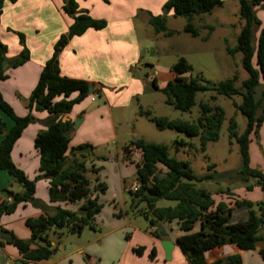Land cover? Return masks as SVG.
<instances>
[{"label": "trees", "instance_id": "obj_1", "mask_svg": "<svg viewBox=\"0 0 264 264\" xmlns=\"http://www.w3.org/2000/svg\"><path fill=\"white\" fill-rule=\"evenodd\" d=\"M6 1L16 3L18 0H0V16ZM108 1V0H105ZM264 0H239V19L241 31L234 48L227 46V53L231 56L241 53L242 66L248 73V78L241 87H237V77L223 81L217 86H203L195 79H187L184 75L191 72V67L182 58L174 66L176 78L160 89L156 79L151 83L153 90L161 92L165 97V104L175 110L188 112L196 104L199 92L215 91L217 95L228 98L239 96L240 104L234 103L237 111L247 118V127L243 133L237 131V123L230 119L228 133L231 141L239 145L241 167L236 175L247 182L255 179L256 184L247 186L249 192L259 187L262 200L251 202L248 200H234L229 205L247 210V219L232 222V209L224 202L216 203L211 193L198 190L194 182L214 181L213 174L197 176L188 161H179L171 156L166 145L147 143L144 140H133L123 148L124 157L132 163L133 152H140L141 161L136 165L139 187L130 191L132 208L137 209L140 203L147 204V211L142 213L151 228H157L159 223L177 222L179 230L190 232L199 223L200 229L188 233L177 239L179 248L187 258L189 264H208L205 254L215 248L226 245H236L243 251H254L260 242H264V173L251 167L250 145L252 136L256 135L264 123V27L256 15V8ZM223 5V0H168L163 8V14L151 16L149 24L156 33L173 35L167 31V15L172 13L175 18L211 13L216 7ZM63 12L73 19L66 34L61 35L54 46V52L43 67L39 81L32 91L28 101L29 114L18 116L11 105L0 92V110L13 122L11 129L0 120V170L6 171L13 180L21 185L20 194L5 190L10 201L0 204V222L4 215L14 214L19 205L30 203L45 213L38 218L25 221L32 231L33 237L26 241L18 238L9 230L0 225V244L15 247L23 258L22 264L30 262L48 261L55 254L57 248L48 240V235L54 232L61 237L63 232L71 235H81L85 229L97 230L95 219L101 213L102 205L98 197H93L94 191L104 193L106 187L99 179H95L96 186L87 176V154L92 153L94 147L90 144L70 148L71 136L74 131L72 122H63L62 117L70 114L75 105L99 92L94 84L87 81L63 77L60 71L59 56L61 51L74 37L83 36L88 30H104L108 26L106 20L94 19L89 11L82 10L76 0H63ZM260 31L256 47L253 45L255 30ZM184 31L193 37H199L200 31L190 22ZM23 50L14 59L7 58L8 48L0 40V82L9 79L8 69H16L30 60V52L26 47L25 36L18 34ZM262 86L260 96L258 88ZM93 87V92L90 88ZM77 94V97H71ZM215 101V97L211 98ZM46 111L49 114L46 120V129L38 133L34 147L40 155L39 175L30 180L24 171L19 169L12 159V152L17 141L36 118L34 112ZM200 117L196 122L169 120L156 117L150 111H140L146 115L160 130H175L185 133L189 137L200 139L201 149L206 151L207 144L219 139L220 130L225 119L224 110L211 103H200ZM179 151L185 144L175 143ZM215 166H210L213 170ZM97 174L98 169L94 168ZM39 180L49 181V197L51 202H68L76 204L84 201L77 212L56 207L52 213L48 206L36 199V185ZM221 195H235L231 190L220 192ZM177 202L174 208H157L158 201ZM156 237L160 234L154 233ZM142 256L144 247L134 249ZM264 261V249L260 251ZM156 258V249L149 255L150 260ZM212 264H243L240 255H232Z\"/></svg>", "mask_w": 264, "mask_h": 264}, {"label": "crops", "instance_id": "obj_2", "mask_svg": "<svg viewBox=\"0 0 264 264\" xmlns=\"http://www.w3.org/2000/svg\"><path fill=\"white\" fill-rule=\"evenodd\" d=\"M76 1L80 9L88 10L94 19L106 20L108 26L100 31L90 29L83 36L74 37L60 53V71L63 77L87 81L94 84L95 88L99 90L98 93L91 96V102L92 98L96 97V100L92 102V105H95L92 111L88 112L87 110L84 115H81L79 110L74 108L70 114L62 117V121L74 124L79 120H83L80 126L94 123L98 129L103 128V124H101L103 121L106 123L109 121L110 126L113 127V133H111L109 140H114V138L117 139L114 110L130 107L135 100L148 92L147 86L154 79L157 80L160 89L175 79L172 76L167 83H160L157 75L150 68H147V65L141 63L142 50L135 28V19L139 12L140 17H144V20L148 21L150 14L153 16L161 15V8L168 0H108V3H104V0ZM62 7L63 0H18L16 3L6 1L4 4L0 16V40L8 48L7 58L14 59L23 50L18 34L25 36L26 47L30 52V60L21 67L8 69L9 79L0 82V92L20 117L29 114L27 101L39 81L43 67L51 59L56 42L61 35L69 31L70 26L73 24V19L64 14ZM258 7L264 9V3ZM256 15L262 27H264V16L260 17L257 12ZM146 68L149 70L145 73V77H140V72ZM76 97L77 94H74L71 99ZM97 98L100 100L101 105L96 106ZM93 114H95V121H91L92 119L89 117ZM96 114H98V117ZM33 115L36 122L25 130L12 152L13 162L25 172L30 180H35L40 174V155L34 147V142L38 133L46 129V120L49 117L46 111L34 112ZM0 120L6 124L8 129L12 128L13 122L1 110ZM119 125L121 124L118 123ZM258 133L264 135V123ZM263 139L262 137V141ZM252 142L250 145L251 167L264 173V165H261L262 163L259 161H255L253 157ZM123 148L118 149L113 156L114 158H111L117 161L114 173L118 174L121 183L127 175L126 172L123 174V167L134 166L137 172L136 165L141 161V154L138 151L133 152L131 156L132 163L127 161L124 157ZM96 184L93 183V189ZM5 190L17 194L23 192L21 185L16 183L6 171L0 170V192H5ZM256 192L262 195L260 188L256 187L250 193ZM96 194L97 191H94L93 197H97ZM35 197L48 206L49 213H52L56 207L71 210L70 203L50 202L49 181L47 180L37 182ZM238 199L251 202L262 200L259 196L254 201L248 199L247 196ZM10 200L11 198L7 195L2 196L0 194V204ZM216 203L219 204V202ZM76 204V209H79L84 201ZM226 204L229 209L233 210L232 221L234 212L238 208L229 205V203ZM117 212L119 216H122L120 208L117 209ZM44 213L43 210L34 208L29 203L21 204L14 214L4 215L1 218L0 225L18 238L29 241L32 239L33 233L26 226L25 221L30 218H38ZM119 218H121L120 221L113 220L111 222L112 225L106 232L99 230L100 228L90 230L92 234L83 241L84 230L78 236V240H74L76 245L71 251L65 245H60V249L57 248L56 250L59 259L53 260L51 258L48 261L30 262L28 264H86L85 260L88 261L87 264H102L105 260L104 253L110 252L109 250L115 242H124L122 236L130 230L133 232L132 234L128 233V244L125 247V253L119 257L118 254L114 255L112 250L111 259L116 260V264L165 263V253L160 244L162 238L154 235L156 228L142 232L131 221L128 223L125 218ZM246 219L247 215L240 221ZM199 229L200 224L197 223L192 231L182 232L177 224V231L179 232L176 233L174 238L166 235L165 239L175 245L171 258L172 264L175 258L178 259V262L184 261L177 239L188 233L197 232ZM59 238L61 237L54 232L48 235V240L53 246L61 242ZM137 245L145 248L142 256L134 252ZM153 249H156L157 255L154 260H150L149 255ZM262 249H264V242H260L254 251H243L236 245H226L207 252L205 256L208 264L232 255H240L243 264H264L260 255ZM250 253H253V255L251 254L252 261L249 259L246 262V255L251 256ZM22 262L23 258L15 247L0 244V264H22Z\"/></svg>", "mask_w": 264, "mask_h": 264}, {"label": "rangeland", "instance_id": "obj_3", "mask_svg": "<svg viewBox=\"0 0 264 264\" xmlns=\"http://www.w3.org/2000/svg\"><path fill=\"white\" fill-rule=\"evenodd\" d=\"M105 2L108 3L109 1L104 0ZM163 8L164 6L161 8V15L163 14ZM256 12L260 17L264 16L263 7H257ZM140 16L139 12L135 19V28L142 50L141 63L147 65V68H150L157 75L160 83H167L172 76L176 78L173 68L182 58L186 59L191 67V72L188 76L184 75V77L195 79L203 86H217L219 83L233 79L236 76V85L237 87H241L242 83L247 80L248 73L242 66L243 55L237 53L231 56L227 53V46L234 48L237 45V38L241 31L239 0H224L223 5L216 7L211 13L194 15L191 19L186 17L175 18L168 14L166 27L167 31L173 33L171 36L155 32L148 22L149 18L153 16L152 14L148 16V21ZM189 22L200 31L199 37H193L184 31ZM259 35L260 31L256 29L253 36V45L255 47ZM262 88V86L258 88V96H260ZM147 90L148 92L138 100H135L130 107L114 110L117 139L109 140L111 133H113V127L110 126L109 121L108 123L105 121L101 123L103 124L102 129H98L96 124L94 125L93 123L91 125L80 126L74 129L72 133L70 148L86 144L94 147L93 152L87 154V176L93 183L98 178L99 182L103 183L106 187L104 193L97 192L96 194L98 203L102 205L101 213L95 219V226L97 225L96 227L100 228L99 230L103 232L108 231L113 220L120 221L121 218L119 217L125 218L128 223L131 221L142 232L152 229L142 214L147 211V204L140 203L137 209L131 206L132 197L130 191H135L140 185L137 180L135 167H123V174L126 172L127 175L126 179L121 183L118 174L114 173L117 161L111 159L114 158L113 156L118 149H122L133 140L141 139L147 143L166 145L171 156L179 161H188L197 176L201 177L213 174L216 177L214 181L194 182V184L196 189L211 193L216 202L231 204L235 199L246 196L253 201L258 196L262 199L261 193H250L245 189L247 186L255 185V179H249L245 182L240 176L236 175L241 167V155L237 142L231 141L229 138L228 127L229 121L232 118L236 120L237 131L240 134L247 127V118L234 107V103L240 104L242 102L241 97L236 96L230 99L217 95L212 90L199 92L196 96L195 106L188 112H182L166 105L164 95L159 91L153 90L151 84L147 86ZM91 96L75 105L74 108L78 109L81 115H84L87 110L89 112L95 108V105H92ZM212 97L216 98L215 101H212ZM200 103H211L219 106L225 113L219 139L216 142L208 143L205 152L201 149L199 138L189 137L185 133L175 130H160L146 115L140 113V111H150L156 117L192 123L196 122L200 117ZM99 104L101 105V102L98 99L96 106ZM96 116L98 117V114ZM89 117L92 119L91 121H95V114ZM118 123L121 125L118 126ZM262 137L264 138V135L260 133L257 136H253L252 153L255 161H259L262 163L261 165H264V139L262 141ZM177 141L185 144L179 151L176 150L175 143ZM210 166L215 167L213 170H210ZM94 168L98 169L97 174L93 173L92 170ZM227 190H231L235 195L220 194V192H226ZM0 194L2 196L7 195L3 191ZM36 199L40 200L39 198ZM30 205L34 207L32 204ZM176 205L177 202L161 200L157 202L156 207L174 208ZM70 207L73 212L79 210L76 209L77 204L70 203ZM119 208L122 216L118 215L117 209ZM246 211L238 208L234 212L232 222L244 219L247 215ZM161 230H164L165 234L170 238H174L176 233L179 232L177 231L175 221L172 223H159L156 231L160 233ZM132 232L130 230L127 234H124L122 236L124 242H115L109 250L110 252L104 253L105 260L102 264H116V260L113 261L111 259L112 250L114 255L118 254L119 257L121 254L123 255L125 247L128 244V233L132 234ZM91 234L90 229H85L82 237L83 241ZM78 238L76 235L73 236L63 232V235L59 238L61 242L55 244V247L60 249V245H65L71 251L76 245L74 240H78ZM139 247L140 245L136 246V248ZM56 254L55 252L52 256L53 260L60 258ZM181 254L184 261L178 262V259L175 258L173 264H189L185 255ZM251 254L253 255V253ZM252 255H246V262L249 259L252 261ZM164 260L165 263L163 264H172L171 260L168 261L166 259V255ZM85 262L87 264L88 261L85 260Z\"/></svg>", "mask_w": 264, "mask_h": 264}, {"label": "water", "instance_id": "obj_4", "mask_svg": "<svg viewBox=\"0 0 264 264\" xmlns=\"http://www.w3.org/2000/svg\"><path fill=\"white\" fill-rule=\"evenodd\" d=\"M148 70H149V69H147V68L144 69V70H142V71L140 72L139 76L142 77V78L145 77V73H146ZM93 90H94V88L91 87V88H90V91L93 92ZM82 121H83V120H79V121L75 122L74 125H73V128H74V129L79 128V126H80V124L82 123ZM159 234H160V237L162 238V239H161V245H162V248H163V250H164V252H165L166 259H167L168 261H170L171 258H172V252H173V250H174L175 245H174L173 243H171L170 241H168V240L165 239L166 234H165L164 230H161Z\"/></svg>", "mask_w": 264, "mask_h": 264}, {"label": "built area", "instance_id": "obj_5", "mask_svg": "<svg viewBox=\"0 0 264 264\" xmlns=\"http://www.w3.org/2000/svg\"><path fill=\"white\" fill-rule=\"evenodd\" d=\"M95 100H96V97H93V98H92V102H94Z\"/></svg>", "mask_w": 264, "mask_h": 264}]
</instances>
